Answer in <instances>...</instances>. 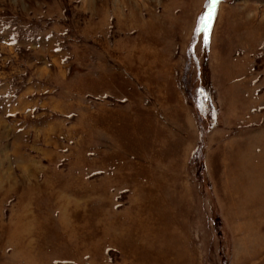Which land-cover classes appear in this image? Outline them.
Listing matches in <instances>:
<instances>
[{"label":"rangeland","instance_id":"obj_1","mask_svg":"<svg viewBox=\"0 0 264 264\" xmlns=\"http://www.w3.org/2000/svg\"><path fill=\"white\" fill-rule=\"evenodd\" d=\"M156 238L264 264V0H0V264H153Z\"/></svg>","mask_w":264,"mask_h":264},{"label":"bare ground","instance_id":"obj_2","mask_svg":"<svg viewBox=\"0 0 264 264\" xmlns=\"http://www.w3.org/2000/svg\"><path fill=\"white\" fill-rule=\"evenodd\" d=\"M28 196H30V197H28L27 198V200H29V199H34L35 197H34V194H33V192L31 191V192H29L28 193ZM79 199V198H78ZM154 201H155V199L153 198V201H149V203L147 204L146 203V205L148 206V208H149V210L150 209H152V212H151V216H155V213L153 212V209H156V206L154 205L155 203H154ZM68 203V202H67ZM65 205H67L66 203H65ZM142 205V204H141ZM155 206V207H154ZM143 209V208H142ZM141 210V209H140ZM143 211H144V209H143ZM147 214V213H146ZM157 216H159V215H157ZM35 217L36 216H34V215H32L31 213H29V211L26 209V211L24 210V213L22 214V216H21V218L19 219V222H18V224L16 225V226H14V227H11V228H9L8 229V233H9V236H10V233L11 234H19V232L17 231V229L20 227H23V229L27 226V224L28 223H30V222H32V220H34L35 219ZM146 218V217H145ZM149 218H147L146 220H148ZM140 220L142 221V219H141V217H139V216H137V215H135V220H134V223H135V228L137 227V221H138V223L140 222ZM155 220V222H157L158 223V221H157V219L155 218L154 219ZM151 221V220H150ZM163 221V220H162ZM142 222H145V221H142ZM141 222V223H142ZM140 223V224H141ZM151 225H149L148 223L147 224H141L140 225V227H142L144 230H147L148 229V232L150 231V234H151V231H152V233L154 232V229H153V223H152V221H151V223H150ZM155 224V223H154ZM139 225V224H138ZM161 228V227H160ZM22 229V228H21ZM137 229V228H136ZM142 229V230H143ZM140 229H138L137 231H139ZM22 232V231H21ZM137 234H139V233H137ZM178 234V233H177ZM161 235V234H160ZM16 236V235H15ZM153 236L154 237H157L156 235H154L153 234ZM172 236H174V235H172ZM12 237V236H11ZM161 237V236H160ZM18 238V237H17ZM164 238V237H163ZM140 239V238H139ZM164 240V239H163ZM143 241H144V239H143ZM29 242V241H28ZM142 243V242H141ZM170 243V242H169ZM138 245V244H137ZM140 245V244H139ZM148 245V244H147ZM163 245V243H162V239L160 240V238H156L155 239V242H154V244H153V248L152 249H150V250H148V249H146V251H151V254H153V259L152 260H150L149 261V263H155V264H176L177 263V260H179V258L181 257V256H179L180 254H179V252H180V250H179V252H178V249H177V253H176V255L174 256V254H175V252H173V251H171V249H169V248H167V249H165V246H162ZM128 246V245H127ZM141 246H143V244H141ZM20 247V246H19ZM137 247H135V248H133V246H129V249L130 250H132V249H136ZM147 248V247H146ZM172 248V247H171ZM140 250V249H139ZM153 252V253H152ZM181 252H182V250H181ZM127 253V252H126ZM126 255V254H125ZM127 261H128V259H126ZM135 261V260H134ZM134 261H133V263H134ZM131 262H132V258H131ZM130 262V263H131ZM136 262V261H135ZM146 262V261H145ZM127 263H129V262H127ZM137 263V262H136ZM135 263V264H136ZM140 263V262H139ZM139 263H137V264H139ZM178 263H179V261H178ZM142 264H144L143 262H142ZM180 264V263H179Z\"/></svg>","mask_w":264,"mask_h":264},{"label":"snow or ice","instance_id":"obj_3","mask_svg":"<svg viewBox=\"0 0 264 264\" xmlns=\"http://www.w3.org/2000/svg\"><path fill=\"white\" fill-rule=\"evenodd\" d=\"M217 2V0H212V4L214 5ZM203 19V18H202ZM208 19H211V12L208 13Z\"/></svg>","mask_w":264,"mask_h":264}]
</instances>
